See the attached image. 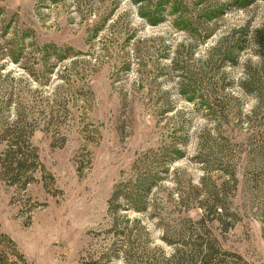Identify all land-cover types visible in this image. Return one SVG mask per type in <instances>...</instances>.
Returning a JSON list of instances; mask_svg holds the SVG:
<instances>
[{
	"label": "rangeland",
	"instance_id": "rangeland-1",
	"mask_svg": "<svg viewBox=\"0 0 264 264\" xmlns=\"http://www.w3.org/2000/svg\"><path fill=\"white\" fill-rule=\"evenodd\" d=\"M262 28L264 0H0V264H264Z\"/></svg>",
	"mask_w": 264,
	"mask_h": 264
},
{
	"label": "trees",
	"instance_id": "trees-1",
	"mask_svg": "<svg viewBox=\"0 0 264 264\" xmlns=\"http://www.w3.org/2000/svg\"><path fill=\"white\" fill-rule=\"evenodd\" d=\"M254 38H255V41H256V44H257V47L259 48L258 49V52H259V56L261 59L264 60V29H256L255 33H254ZM198 254H200V251L199 250H196ZM20 256V255H19ZM201 256H202V263L203 264H217L215 262V259H214V256H213V253L208 251V253H204L202 254L201 253ZM0 261L3 262L5 261V257H4V254H2L0 252ZM99 260H92V261H89V262H82L81 264H99Z\"/></svg>",
	"mask_w": 264,
	"mask_h": 264
}]
</instances>
